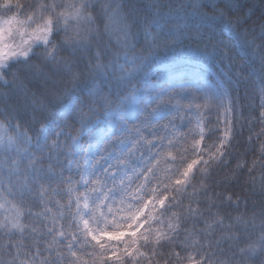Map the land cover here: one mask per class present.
I'll use <instances>...</instances> for the list:
<instances>
[{
	"label": "snow or ice",
	"instance_id": "6c2138e0",
	"mask_svg": "<svg viewBox=\"0 0 264 264\" xmlns=\"http://www.w3.org/2000/svg\"><path fill=\"white\" fill-rule=\"evenodd\" d=\"M0 264H264V0H0Z\"/></svg>",
	"mask_w": 264,
	"mask_h": 264
},
{
	"label": "trees",
	"instance_id": "16d2710c",
	"mask_svg": "<svg viewBox=\"0 0 264 264\" xmlns=\"http://www.w3.org/2000/svg\"><path fill=\"white\" fill-rule=\"evenodd\" d=\"M247 2H249V0H241V3H247ZM162 55H166L167 56L168 62H173V61L178 60V59H181V58H186V59H189V60L201 62L202 64H204L205 66H207L212 71H215V69L211 68V62L208 61L206 57H201L198 54H196L194 52H191V51H187L186 50V51H184L182 53H179V52H168V53L162 54ZM211 118H212L213 121H215V119H216V113H215V111H213ZM257 130H259V126H257ZM249 134H250L249 131L247 130V128H245L243 130L242 136H238L237 137V146L234 149V152L235 151H238V152L243 153L244 147L246 145L242 146V142L247 139V137L249 136ZM241 158L243 159V157H241ZM250 158L251 157H249V159ZM217 191H221V190L220 189H217Z\"/></svg>",
	"mask_w": 264,
	"mask_h": 264
},
{
	"label": "rangeland",
	"instance_id": "374dc122",
	"mask_svg": "<svg viewBox=\"0 0 264 264\" xmlns=\"http://www.w3.org/2000/svg\"><path fill=\"white\" fill-rule=\"evenodd\" d=\"M173 62L179 63L183 67L184 71L186 73H188L189 75H194L201 68L210 70L204 64H202L198 61H193V60H189V59L181 58V59L175 60ZM210 71H212V70H210Z\"/></svg>",
	"mask_w": 264,
	"mask_h": 264
}]
</instances>
